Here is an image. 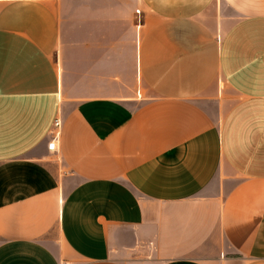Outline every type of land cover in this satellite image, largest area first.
<instances>
[{
    "label": "crops",
    "instance_id": "obj_1",
    "mask_svg": "<svg viewBox=\"0 0 264 264\" xmlns=\"http://www.w3.org/2000/svg\"><path fill=\"white\" fill-rule=\"evenodd\" d=\"M0 264H264V0H0Z\"/></svg>",
    "mask_w": 264,
    "mask_h": 264
},
{
    "label": "rangeland",
    "instance_id": "obj_2",
    "mask_svg": "<svg viewBox=\"0 0 264 264\" xmlns=\"http://www.w3.org/2000/svg\"><path fill=\"white\" fill-rule=\"evenodd\" d=\"M135 16L132 18V25H134L133 27V37H134V40L135 42L138 40V38L140 37V35L142 34V31H143V27H142V13H140L138 10H136L135 12ZM153 260V255L152 257L150 258V260ZM151 260V261H152ZM154 262V261H152Z\"/></svg>",
    "mask_w": 264,
    "mask_h": 264
},
{
    "label": "built area",
    "instance_id": "obj_3",
    "mask_svg": "<svg viewBox=\"0 0 264 264\" xmlns=\"http://www.w3.org/2000/svg\"><path fill=\"white\" fill-rule=\"evenodd\" d=\"M59 125H60V119L59 118H55L54 122H53V127L58 129Z\"/></svg>",
    "mask_w": 264,
    "mask_h": 264
}]
</instances>
